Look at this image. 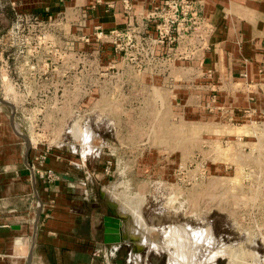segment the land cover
I'll return each mask as SVG.
<instances>
[{"label": "rangeland", "instance_id": "1", "mask_svg": "<svg viewBox=\"0 0 264 264\" xmlns=\"http://www.w3.org/2000/svg\"><path fill=\"white\" fill-rule=\"evenodd\" d=\"M123 11V29L72 5L14 12L8 32L0 31V100L12 105L0 103L2 114L14 115L12 128L30 145L67 149L78 162L86 156L94 195L101 188L113 206L107 213L124 221L127 245L102 262L168 264L173 247L164 250L162 229L172 225L210 233L193 264L223 246L239 260L246 253L244 262L254 253L264 260L261 128L243 138L248 124L218 122L213 116H227L225 109L197 107L199 77L181 61L198 59L151 55L166 46H152L148 11ZM137 216L146 230H137Z\"/></svg>", "mask_w": 264, "mask_h": 264}, {"label": "crops", "instance_id": "2", "mask_svg": "<svg viewBox=\"0 0 264 264\" xmlns=\"http://www.w3.org/2000/svg\"><path fill=\"white\" fill-rule=\"evenodd\" d=\"M162 1L130 0L131 14L149 12ZM193 1L203 40L192 42V58L198 60L181 64L199 77L194 82L197 107L225 109L227 116L217 111L213 116L218 122L232 118L248 124L243 138H254L256 132L250 129L259 125L264 158V0ZM68 5L114 28L123 29L128 22L122 0H0V31L8 32L14 12L37 16ZM2 113L0 109V264H107L101 255L117 252L118 245L105 244L103 219L118 216L107 213L113 206L101 188L94 195L97 188L86 170V156L78 162L71 156L74 152L50 149L41 168L53 170L60 180L44 182L30 169L34 146L26 145L22 132L12 128L11 116Z\"/></svg>", "mask_w": 264, "mask_h": 264}, {"label": "built area", "instance_id": "3", "mask_svg": "<svg viewBox=\"0 0 264 264\" xmlns=\"http://www.w3.org/2000/svg\"><path fill=\"white\" fill-rule=\"evenodd\" d=\"M122 6L126 11L132 8L130 0H122ZM146 19L155 24L154 34L150 39L152 46H166L162 57L169 58L173 55L178 58H192L196 49L192 44L193 40H203L200 32L202 19L193 0H164L147 12ZM151 55L159 56L156 52ZM33 146L37 153L30 166L31 171L44 182L54 184L60 180V176L51 169L41 168L50 148L41 149L37 144Z\"/></svg>", "mask_w": 264, "mask_h": 264}, {"label": "bare ground", "instance_id": "4", "mask_svg": "<svg viewBox=\"0 0 264 264\" xmlns=\"http://www.w3.org/2000/svg\"><path fill=\"white\" fill-rule=\"evenodd\" d=\"M135 219H136L135 225H136V228L138 230V228L140 229L143 226V224H142L143 222H142V220L139 219L138 216ZM143 228L146 230L145 226L142 227V229ZM160 230H161V228H160ZM152 231L154 232L155 235L157 234V232H156L157 229H154ZM162 232L165 234L164 236L167 240L166 244H165V247L167 249H165L164 247H162L160 245L158 246L156 243L157 241L156 242L149 241L148 245H149V247H153V248L162 247L166 251L168 250L169 247H173V249H172L173 252H171V254L169 255L168 264H193L194 260L196 259L195 256H197V254L196 255L194 254V253H197V252H194L195 248L197 246L198 247L199 246H202V247L207 246L208 247L209 246L208 244H210L212 241V240L209 241L211 239V236L207 230L196 229V228L193 229L189 225L167 226V228L165 230L162 229ZM150 234H152V233L150 232ZM207 238H210V239H208L209 243H207ZM145 243H147V242H145ZM228 247L223 246L222 249L220 248V250H217L215 252H211V255L208 256V259H205L200 264H211L214 261V259L217 258L218 256L227 257V258H229V264H235L236 262H238L239 256H237V254L234 251H232L231 249H230L231 251L230 250L228 251ZM197 251H198V248H197ZM246 255H247L246 253L241 254V256H240L241 260H239L240 264H264V260H262V258L259 257L255 253L253 254V257L251 258L250 263L244 262V259H242V258H244Z\"/></svg>", "mask_w": 264, "mask_h": 264}, {"label": "water", "instance_id": "5", "mask_svg": "<svg viewBox=\"0 0 264 264\" xmlns=\"http://www.w3.org/2000/svg\"><path fill=\"white\" fill-rule=\"evenodd\" d=\"M0 103L6 106L12 107L6 100L1 99ZM11 119L14 120V115H11ZM26 145L29 146L30 142L27 138H23ZM104 242L108 245L122 244L124 242V236L121 232L122 221L118 217L105 216L104 217ZM31 258V252L29 253V260Z\"/></svg>", "mask_w": 264, "mask_h": 264}, {"label": "flooded vegetation", "instance_id": "6", "mask_svg": "<svg viewBox=\"0 0 264 264\" xmlns=\"http://www.w3.org/2000/svg\"><path fill=\"white\" fill-rule=\"evenodd\" d=\"M125 239V238H124ZM127 241H125L124 240V242L122 243V244H117L118 245V250H119V248H121V245H127V243H126ZM158 248V247H157ZM118 250H117V252H118ZM218 257H222V256H218ZM218 258H215L214 259V261L211 263V264H219L216 260H217ZM229 264V263H228Z\"/></svg>", "mask_w": 264, "mask_h": 264}]
</instances>
